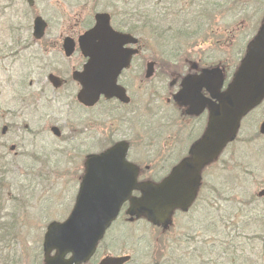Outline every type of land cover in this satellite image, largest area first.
Here are the masks:
<instances>
[{
	"label": "flooded vegetation",
	"instance_id": "flooded-vegetation-1",
	"mask_svg": "<svg viewBox=\"0 0 264 264\" xmlns=\"http://www.w3.org/2000/svg\"><path fill=\"white\" fill-rule=\"evenodd\" d=\"M2 2L4 4L1 6ZM158 2L155 9H123L121 24L118 23L116 16L112 15L115 29L130 33L137 38L136 42H128L124 45V48L135 51L130 65L124 68L118 77V84L125 88L126 95L121 99L116 96L111 98L102 96L99 102L91 107L77 101L79 108L85 114H90L94 109L102 106L99 112L103 116L102 119H97L96 116L89 118L81 116L80 119L78 116L76 123L64 121L62 125L60 121H56L47 129L51 133L58 132L54 133L55 138L63 143L68 140L72 144L76 143L75 156L81 157L82 162H85L91 153L102 152L116 144H124L128 147L126 159L135 163L139 171H172L181 160L192 157L191 148L203 135L210 118L208 101L212 98L215 102H219L207 88L196 92V100L191 99L195 104L189 98V104L185 105L177 96L185 79L202 73L211 62H215L214 64L219 65L218 67L223 68L225 72H230L224 61L225 19L214 28L216 17L224 13L220 0L218 9H215L214 2L209 0H206L208 9L195 7L194 0H172L171 9H163L164 0ZM0 6L1 9L12 8V0H0ZM193 23L201 28V34L198 36L201 38L194 41ZM93 25L91 23L83 29L76 28L74 31H61L57 34L48 31L40 39L35 37L33 28L28 27L19 47L12 50L17 56L28 54L22 57L25 66L30 68L27 75L36 73L37 77L36 80L32 78L28 86L21 83L17 88L15 94L18 104L3 110L0 101V149L5 152L7 148L15 150L13 160L31 157L32 164L29 171H44L47 168V160H44L46 159L43 155L44 150L36 145L38 136L44 133L43 127L34 126L38 121L22 119L30 117L26 105L30 103L37 112L41 103L51 108L54 104L69 99L70 96L76 95L77 98L80 84L73 78V74L77 70H83L88 61V57L83 54L79 45V37ZM209 33L212 35L210 36ZM215 34L217 41H214ZM67 36L74 39L71 55H68L65 46ZM16 42L15 39L12 44ZM216 44L222 48L221 54H223L221 55L223 58H219L218 61H214L215 57L212 56L214 50H211ZM111 53L113 50L103 53L102 57ZM33 64L41 65L44 71L53 69L47 72H35ZM52 73L58 77L61 84L56 85L51 80ZM145 80L146 82L157 80L158 83L146 88ZM226 84L227 79L220 89L221 93L225 91ZM35 85L39 87L35 89ZM205 99H207L206 106H202ZM99 126L104 128L103 132L99 131ZM66 128H69L67 134H65ZM100 132L103 134V139L97 141ZM92 139L97 142L94 143L95 146L93 141L91 142ZM16 140L17 143L8 145L10 141ZM85 145H89V149H85ZM140 147H142L140 152H134ZM64 150L65 148L61 152ZM164 176L166 175H158L156 180L161 181ZM139 223L137 218L119 216L98 243L94 255L80 264H104L108 257L130 255L128 253L130 239L126 235V230L141 226ZM159 227L166 232L165 236L171 235L172 238L169 240L163 238L165 241L160 245L164 247V251L167 248L170 251V262L179 264L180 235L170 230V226L157 228ZM143 242L140 241L137 245L132 243V247L137 250ZM161 250L154 249L151 253L152 259L155 258V253L160 254ZM55 253L56 251L52 252ZM70 256L68 254L65 257ZM139 263L131 256L129 261L122 264ZM152 264H161L160 255Z\"/></svg>",
	"mask_w": 264,
	"mask_h": 264
},
{
	"label": "rangeland",
	"instance_id": "rangeland-1",
	"mask_svg": "<svg viewBox=\"0 0 264 264\" xmlns=\"http://www.w3.org/2000/svg\"><path fill=\"white\" fill-rule=\"evenodd\" d=\"M136 1L99 0V2H96L95 0H91V2L84 5V3L78 0H37V9H27L24 0H18V9H0V87H2L0 89V100L2 103L8 106L18 104L19 102L16 101L17 95L15 94L13 86L17 87L15 84L19 83H24L28 86L30 80L32 78L36 80L37 77L36 73L27 75L30 70L29 66H25L19 60L12 62L13 59L8 56L12 39L3 30L8 25H13V22L16 26L32 25L34 16L36 13H40L48 19L50 24L49 31L51 33L57 34L61 31L70 32L76 28L83 29L88 23H93L94 14L97 11H109L111 13L113 11H122V9L132 8L131 5ZM115 6L122 9H113ZM245 7L243 9V5L242 9H227V12L224 11L219 17H216V22L214 23V28L218 27L217 25L222 23V19H225V29L227 31L226 37L224 35V41L226 42V46L224 47L226 52L224 53L225 59L230 60L235 58L238 52L236 58L233 60L235 65L232 67V72L236 69V65L239 63L242 53H244V48L242 47L247 45V42L255 35L261 24L264 15V0H248L245 3ZM235 15H237L236 20L238 24L231 23L232 20L229 19L230 16L233 19ZM212 16L213 14L210 16V19ZM120 17H123V12L120 13ZM196 27L201 30L197 25ZM197 38H193V40ZM240 52L242 53L239 55ZM206 53L208 52L206 51ZM221 55L223 54L213 52L212 56L215 57L214 61L223 58ZM25 56H28V54H24L23 57ZM20 65L24 67H20ZM33 70L35 72H44V69H41V65L37 64H33ZM157 83V80L146 82V88H151ZM38 87L39 85L34 86L35 89ZM11 100L12 103H9ZM40 105V109L36 112L33 110L32 105L28 103L26 107L28 108V116L30 117H24L23 119L38 121V124L34 126L38 128L43 127L44 129V133L38 136L36 145L38 148L44 150L45 154L43 155L46 158L44 160H47V168L44 171H29L32 158L21 157V160H13L14 152L9 149V153L5 152L6 160H0V181L3 180L9 186L3 192L2 202L3 205L6 204L3 215H6L4 216V220L8 222L12 221L13 218L16 219L15 224H17V227L14 230L17 231V237L23 249L20 264H42L44 259V251H42V248L45 235L43 233L47 230V223L53 220H63L69 216L75 204L80 179L84 173V161L82 162L81 157L77 158L75 156L76 150L74 146H69L67 141L63 143L57 140L47 129L56 121H60L62 125H64V121L76 123L78 116H80V119H82L81 116L87 118L96 116L97 119H102L103 117L99 113L102 106L94 109L90 114H85L81 111L77 107L76 95L70 96L68 100L64 99L54 104L51 108L45 107L43 103ZM262 119H264V103L245 118L238 140L228 147L225 154L222 155L221 159L215 165L208 169L207 172H209V175L206 178L209 182L208 184L213 185L216 182L214 186L222 191V195L213 192L212 201L200 204L198 211L194 208L188 213L176 212L175 224L170 226V230L178 231L179 234L181 233L183 235L193 231L190 234L195 236L185 243L186 248L188 247L189 249L183 252L182 249L184 248L182 247L178 252L180 264H182L181 262L184 259L189 260L187 264H208L210 257L216 259L218 255L217 249L221 247L219 240L222 241V239L216 236L222 235L219 233L222 229L227 231L232 227H226V223L220 221L222 219L220 215L223 214L226 217L235 208L230 196L227 197L225 193L226 189L230 187L227 184L228 182H226L227 175H232L233 177L237 171L248 174L249 179L245 178V180L251 186L250 194L252 193V195L255 194L257 196L259 191L264 189V156L260 152L264 148V138L259 137L256 140H250L259 131V124ZM98 129L103 132L104 128L99 126ZM65 131L67 133L69 128H66ZM101 139H103V134L100 132L97 141ZM92 141L94 144L95 139H92ZM26 144L28 145L27 142ZM64 148V152H61ZM84 148L89 149V145H85ZM141 150L142 147L136 148L134 152H140ZM67 152L69 153L67 154ZM4 161L8 164L4 165ZM1 167H4L6 170L2 171ZM154 172L158 171H144L141 180H146L144 179L146 176H153ZM39 174L42 175V178L34 181V177L36 178ZM154 176L156 177L157 174ZM230 183L233 184L234 182ZM138 194V191L133 193V195ZM262 197H258L260 198L259 200L257 199L253 204H250L248 203L250 195H242L239 199L243 200L245 205L239 204V207L242 206L243 211L253 209L254 212L251 213H255L258 209L261 212L262 207H264L261 204ZM205 206H208L210 218L206 214ZM225 210H228V212H225ZM238 211L240 214H243L242 210ZM10 214H15L16 216L9 218L8 215ZM121 216L127 217L124 212ZM211 219L217 229L213 233L205 230ZM139 224L142 226V230H140L141 226L137 228L130 227L126 230V235L130 239L128 253L134 257L135 261L137 259V262H140L139 264H151V258L148 257L143 261L144 259L142 260L140 256L145 254L146 258V253L159 248V245L163 241L172 238L171 235L165 236L166 232L162 231V228H157L158 226L155 227L149 222L146 223L142 220ZM257 228L260 232H264V226ZM255 233L258 234L256 231ZM161 234L163 235L161 236ZM234 238L235 241L232 244L240 251L246 249L247 252L242 254L241 260L249 259L250 250L258 245L252 229L248 228L242 232H236ZM140 241L143 244L135 250L132 247V243L137 245ZM12 244L15 245V241ZM196 245H199L198 248L200 249L205 245L204 253L200 252L204 255V257H201L202 260L206 261V263H202V260H199L198 253L200 252L196 250ZM211 249H213L212 252L210 251ZM193 255L197 257L193 258ZM223 260V257H220L217 264H225ZM163 261L164 259L161 258V264H163ZM247 264L252 263L249 262ZM255 264H258V262H255Z\"/></svg>",
	"mask_w": 264,
	"mask_h": 264
},
{
	"label": "water",
	"instance_id": "water-1",
	"mask_svg": "<svg viewBox=\"0 0 264 264\" xmlns=\"http://www.w3.org/2000/svg\"><path fill=\"white\" fill-rule=\"evenodd\" d=\"M96 20V25L79 39L89 61L83 71L74 75L83 85L80 100L87 104H95L101 94L121 96L123 89L117 85V77L132 54L127 53L123 45L136 40L115 31L109 14L98 13ZM46 25L42 17L36 18L38 36L44 33ZM68 41L73 40L67 38V46ZM112 50V55L102 57ZM197 81L200 88L205 86L220 103L208 101L212 109L209 125L204 137L192 149L193 159L184 160L162 182L154 183L138 181L139 171L125 160L124 145L92 156L70 218L63 224L53 222L49 226L45 251L58 249L60 254L48 257V264H78L87 260L126 201H130L129 214L146 215L154 223L166 226L175 209L188 210L200 186L201 169L235 138L241 119L264 99V24L224 93H218L223 85L221 69H206ZM261 132L264 133V122ZM135 189L141 191V196H132ZM260 195H264V190ZM67 252L73 254L69 260L63 258ZM115 262L108 260L109 264Z\"/></svg>",
	"mask_w": 264,
	"mask_h": 264
},
{
	"label": "trees",
	"instance_id": "trees-1",
	"mask_svg": "<svg viewBox=\"0 0 264 264\" xmlns=\"http://www.w3.org/2000/svg\"><path fill=\"white\" fill-rule=\"evenodd\" d=\"M241 6H242V2H240V0H225V9H239ZM138 7H139V3L138 4L136 3L133 9H136ZM240 173L242 174V176L235 175L233 184H231L230 182H232L234 176L231 178L229 175H227V179H226V182H228L227 184L230 185V187L226 189L225 193L227 197L230 196L232 203H234L235 205V208L232 211H230L226 217L223 214L220 215L222 216V219L220 221L225 222L226 227L232 226L227 231L222 229V231L219 232L220 235L221 234L222 235L217 236L222 239L220 243L222 247L221 256H224L225 264H247L249 262H251L252 264H255V262H258V264H264V232H260V230L257 228V227L262 228L264 226V207H262L261 212L258 209L255 213H251L254 212L253 209H250L248 211H243V207L242 206L239 207V204L245 205V203H243V200L239 198L242 195L250 194L248 193V189H249V187L247 186L248 182L247 180H245V178L248 177V175L241 171ZM37 178L39 179L42 178V175H39ZM214 184L215 183H213V185H211L210 189L208 190L209 197L206 198V194H205L202 197V199L199 200L197 206L198 204L199 205L202 204V202H204L205 200L211 202L213 192H215L218 195H222V191L218 190L214 186ZM257 199L259 200L260 198H258L255 194L254 195L250 194V199L248 203L253 204V202L256 201ZM261 204L264 205V198H261ZM238 210H242L243 214H240ZM225 212H228V210H225ZM236 228H238V230H236ZM248 228H251L252 231L254 232V237L256 238L258 245L250 250L249 259L241 260L243 256L242 254L246 252V249L240 251L232 243L235 241L234 237L236 232H242L244 230H247ZM206 230L210 233H213L217 230L212 219L211 221H209ZM255 231L258 234H256Z\"/></svg>",
	"mask_w": 264,
	"mask_h": 264
},
{
	"label": "snow or ice",
	"instance_id": "snow-or-ice-1",
	"mask_svg": "<svg viewBox=\"0 0 264 264\" xmlns=\"http://www.w3.org/2000/svg\"><path fill=\"white\" fill-rule=\"evenodd\" d=\"M64 227H67V225H65Z\"/></svg>",
	"mask_w": 264,
	"mask_h": 264
}]
</instances>
